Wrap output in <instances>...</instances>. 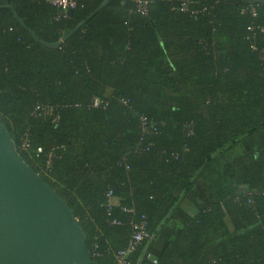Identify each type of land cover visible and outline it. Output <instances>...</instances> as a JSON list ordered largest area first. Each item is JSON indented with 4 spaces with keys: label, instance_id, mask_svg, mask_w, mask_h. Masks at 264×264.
<instances>
[{
    "label": "trees",
    "instance_id": "trees-1",
    "mask_svg": "<svg viewBox=\"0 0 264 264\" xmlns=\"http://www.w3.org/2000/svg\"><path fill=\"white\" fill-rule=\"evenodd\" d=\"M75 1L70 14L0 0V119L79 219L93 263L117 264L146 215L153 237L131 264H264V148L224 163L246 192L164 231L214 160L264 131V0H146V14Z\"/></svg>",
    "mask_w": 264,
    "mask_h": 264
},
{
    "label": "water",
    "instance_id": "water-1",
    "mask_svg": "<svg viewBox=\"0 0 264 264\" xmlns=\"http://www.w3.org/2000/svg\"><path fill=\"white\" fill-rule=\"evenodd\" d=\"M0 264H94L79 219L20 155L1 119Z\"/></svg>",
    "mask_w": 264,
    "mask_h": 264
},
{
    "label": "crops",
    "instance_id": "crops-1",
    "mask_svg": "<svg viewBox=\"0 0 264 264\" xmlns=\"http://www.w3.org/2000/svg\"><path fill=\"white\" fill-rule=\"evenodd\" d=\"M259 136L261 137L258 139ZM259 148H264V131L256 133L254 136L227 151L225 155L229 158L224 159L222 161L223 164H218L214 168V164L218 162L217 157L213 162V171L204 172L200 182L196 184L190 195L183 200L178 215L174 216L166 226L164 231L167 233V237L173 236L186 221L190 220L203 207L246 192L247 187L237 183L235 177L226 172L225 164L243 154L256 152ZM165 239L160 237L157 240L154 252H161Z\"/></svg>",
    "mask_w": 264,
    "mask_h": 264
},
{
    "label": "built area",
    "instance_id": "built-area-1",
    "mask_svg": "<svg viewBox=\"0 0 264 264\" xmlns=\"http://www.w3.org/2000/svg\"><path fill=\"white\" fill-rule=\"evenodd\" d=\"M182 1V6L180 7V10L182 11H189V5L187 3V0H181ZM51 2L62 9L65 12H69L70 10H73L76 7V1L75 0H51ZM137 9L141 11V13L146 14L147 13V7H148V2L146 0H135ZM251 11L253 12V15H256V9L252 8ZM260 31L264 32V26H259L258 27ZM250 30H254L255 27L250 26ZM100 105V100L96 99L94 100V106L98 107ZM41 107V106H40ZM42 110L40 112H36V116H49L53 114V108L49 106L41 107ZM41 150V149H40ZM113 191L111 190L108 193V197L110 198L112 195ZM110 199L108 200V209H111V205L109 204ZM113 223L119 224L120 222L115 219L113 220ZM149 223L147 220L146 215L141 216V220L138 223H134V228L135 232L133 234L132 240L129 242V245L125 249H121L115 252V257L117 264H131V259L129 258V255L136 252L137 249L141 244L144 242H149L153 234L152 232L148 229ZM146 258L150 259L154 262H156V258L154 255L150 252L146 253Z\"/></svg>",
    "mask_w": 264,
    "mask_h": 264
},
{
    "label": "rangeland",
    "instance_id": "rangeland-1",
    "mask_svg": "<svg viewBox=\"0 0 264 264\" xmlns=\"http://www.w3.org/2000/svg\"><path fill=\"white\" fill-rule=\"evenodd\" d=\"M261 136H259L258 137V139L260 138ZM254 142H255V140H254ZM226 158H229L227 155H223L222 157H220V159H218V162H216L215 164H214V168H216V166L218 165V164H221L222 163V161L224 160V159H226ZM223 164V163H222Z\"/></svg>",
    "mask_w": 264,
    "mask_h": 264
}]
</instances>
